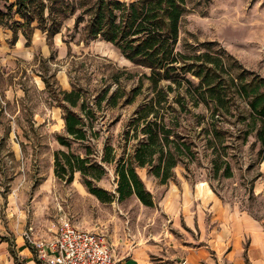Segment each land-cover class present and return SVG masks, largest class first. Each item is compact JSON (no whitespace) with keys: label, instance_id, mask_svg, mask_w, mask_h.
Masks as SVG:
<instances>
[{"label":"rangeland","instance_id":"rangeland-1","mask_svg":"<svg viewBox=\"0 0 264 264\" xmlns=\"http://www.w3.org/2000/svg\"><path fill=\"white\" fill-rule=\"evenodd\" d=\"M188 8L181 20L179 49L191 50L183 48L184 42L198 49L204 42H215L212 48L224 49L245 68L264 77V0H189ZM33 26L28 46L21 32L17 44L12 45V30L0 28V230L5 235L15 239L12 226L23 230L32 226V238H49L67 217L81 230L101 232L114 252L127 246L124 240L132 247L147 239L160 244L172 258L173 241L187 243L192 233L171 226L162 202L169 185L183 179L198 184L201 197L209 183L224 203L247 211L264 224V158L258 154L260 145L253 144L254 135L240 148L234 143L241 141L226 139L233 142L227 150L231 177L214 174L212 153L200 142L198 159L188 167L178 165L176 178L168 185L158 184L145 169H138L154 196L152 207L136 196L101 202L88 192L80 173L72 183L59 180L54 173V155L59 149L67 150L57 140L58 134H65L63 111L58 106L60 90L75 85L91 100L103 89L119 87L127 96L143 69L113 44L89 38L84 24L75 27V17L66 19L51 41L38 23ZM117 73L119 83L113 79ZM43 78L50 79L54 93L46 88ZM146 86L134 103L124 104V97L115 107L103 104L95 124L101 133L91 141L95 153L100 154L106 142L114 146L118 158L125 150L132 151L135 142H126L125 132L149 94ZM228 120L222 124L224 128L232 132L242 128L234 117ZM72 149L84 151L79 143H73ZM114 167L109 166L108 174L96 182L112 192L117 188Z\"/></svg>","mask_w":264,"mask_h":264},{"label":"trees","instance_id":"trees-1","mask_svg":"<svg viewBox=\"0 0 264 264\" xmlns=\"http://www.w3.org/2000/svg\"><path fill=\"white\" fill-rule=\"evenodd\" d=\"M188 2L0 0V28L12 30V45L20 32L29 45L35 22L51 41L64 21L75 17V27L84 24L89 38L113 44L134 66L143 69L127 96L119 87L103 89L91 100L75 85L71 90H60L58 106L63 111L65 134H58L57 140L67 150L59 149L54 155V173L59 180L72 183L80 173L88 192L101 202L136 196L152 207L154 196L138 169H145L158 184L168 185L175 180L178 165L188 167L198 159L199 142L212 153L215 175H233L227 158L233 142L229 144L228 137L241 141L234 143L240 148L254 135L253 144L260 145L258 154L264 158V77L245 68L224 49L212 48L215 42L202 43V49L184 42L183 48L191 50L179 49L181 20L188 12ZM113 79L120 82L118 73ZM43 81L54 93L50 79ZM145 85L149 94L125 132L126 142H135L132 151L125 150L118 158L114 146L106 142L101 153H95L91 141L101 133L95 124L103 104L115 107L124 97V104L134 103ZM230 117L242 128L236 132L224 128L222 124ZM73 143L81 144L84 151L75 152ZM112 164L116 192L96 183Z\"/></svg>","mask_w":264,"mask_h":264},{"label":"crops","instance_id":"crops-1","mask_svg":"<svg viewBox=\"0 0 264 264\" xmlns=\"http://www.w3.org/2000/svg\"><path fill=\"white\" fill-rule=\"evenodd\" d=\"M197 188L198 184L179 180L169 185L162 202L171 226L192 233L187 243L173 241L172 258L157 242L145 239L129 247L130 241L124 240L127 246L114 252L116 264H264V224L247 211L224 203L209 183L203 197L198 196ZM32 230V226L27 230L12 226L15 239L0 230V264H44L26 240Z\"/></svg>","mask_w":264,"mask_h":264},{"label":"built area","instance_id":"built-area-1","mask_svg":"<svg viewBox=\"0 0 264 264\" xmlns=\"http://www.w3.org/2000/svg\"><path fill=\"white\" fill-rule=\"evenodd\" d=\"M26 236L44 264H116L113 246L101 232L81 230L67 217L49 238Z\"/></svg>","mask_w":264,"mask_h":264}]
</instances>
